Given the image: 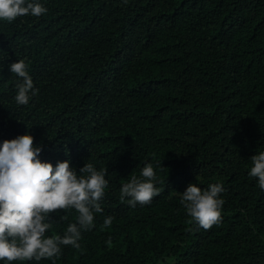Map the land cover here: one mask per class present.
<instances>
[{
	"label": "trees",
	"instance_id": "trees-1",
	"mask_svg": "<svg viewBox=\"0 0 264 264\" xmlns=\"http://www.w3.org/2000/svg\"><path fill=\"white\" fill-rule=\"evenodd\" d=\"M0 264H264V0H0Z\"/></svg>",
	"mask_w": 264,
	"mask_h": 264
}]
</instances>
